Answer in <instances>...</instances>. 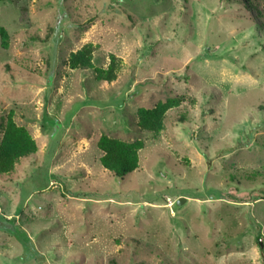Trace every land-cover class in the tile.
I'll return each mask as SVG.
<instances>
[{"label": "rangeland", "instance_id": "374dc122", "mask_svg": "<svg viewBox=\"0 0 264 264\" xmlns=\"http://www.w3.org/2000/svg\"><path fill=\"white\" fill-rule=\"evenodd\" d=\"M254 2L0 0V136L13 111L38 147L0 174V264H264ZM86 43L94 66L120 59L115 80L69 67ZM174 97L162 131L138 126ZM101 134L142 140L138 168H103Z\"/></svg>", "mask_w": 264, "mask_h": 264}, {"label": "trees", "instance_id": "16d2710c", "mask_svg": "<svg viewBox=\"0 0 264 264\" xmlns=\"http://www.w3.org/2000/svg\"><path fill=\"white\" fill-rule=\"evenodd\" d=\"M243 1L248 6L255 4L254 0ZM7 38V31L0 27V43L3 47L7 46ZM95 49L96 45L86 43L76 51L70 52L67 60L69 67L71 69L93 68L97 80L107 83L115 80L120 69V59L111 53L106 67L94 66L92 59ZM180 102V98L174 97L157 102L152 108L140 107L137 110L138 126L142 130L159 133L164 129L166 112L179 106ZM1 124L0 174H3L12 172L22 158L34 155L38 147L29 131L14 121L13 111H9L1 118ZM96 146L101 152L99 162L102 167L109 170L115 177L122 179L138 168L139 151L144 143L140 139L124 141L101 134L96 141Z\"/></svg>", "mask_w": 264, "mask_h": 264}, {"label": "water", "instance_id": "95a60500", "mask_svg": "<svg viewBox=\"0 0 264 264\" xmlns=\"http://www.w3.org/2000/svg\"><path fill=\"white\" fill-rule=\"evenodd\" d=\"M183 199H184L183 197H182V198H180V200H179L178 202H180V201H183ZM261 246H262V244H261Z\"/></svg>", "mask_w": 264, "mask_h": 264}]
</instances>
